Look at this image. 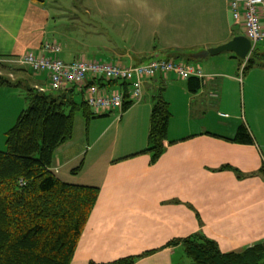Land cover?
Masks as SVG:
<instances>
[{"label":"crops","instance_id":"1","mask_svg":"<svg viewBox=\"0 0 264 264\" xmlns=\"http://www.w3.org/2000/svg\"><path fill=\"white\" fill-rule=\"evenodd\" d=\"M59 1L54 7L64 8ZM81 2L112 19L123 18L125 28L146 26L141 37L146 34L147 43L121 53L117 49V61H110L91 53V44L73 50L60 40L44 2L0 0V58L41 54L46 42L56 40L62 42L60 57L65 61L135 64L158 51L149 48L157 36L169 52L167 59L198 65L204 75L184 79L160 73L145 81L139 101L127 109L92 110L88 123L78 111L81 119L75 117L72 138L55 152L52 170L64 181L98 187L99 196L70 264H117L145 253L134 264H178L185 254L179 241L197 232L215 240L223 252L264 240V49L259 47L264 42L249 54L257 52V62L250 67L248 58L232 51L197 57L246 35L228 0ZM43 74L34 87L49 84L48 74ZM159 94L171 116L164 152L153 161L145 150ZM15 118L7 119L4 136ZM241 125L248 128L252 142L235 140Z\"/></svg>","mask_w":264,"mask_h":264},{"label":"trees","instance_id":"2","mask_svg":"<svg viewBox=\"0 0 264 264\" xmlns=\"http://www.w3.org/2000/svg\"><path fill=\"white\" fill-rule=\"evenodd\" d=\"M256 62L254 50L246 67ZM5 81L12 84L4 78L0 83ZM93 83L121 90L123 109L133 103L127 82L99 78L87 85ZM27 90L29 105L5 132L6 147L0 149V264H70L99 188L64 181L52 165L57 149L73 136L76 113L81 111L88 123L93 111L84 98L86 89L79 85L43 91L28 84ZM78 94L81 101L76 100ZM170 116L168 103L157 95L145 150L153 161L164 152ZM235 140L253 141L245 125L239 127ZM179 242L187 257L179 264H264V240L228 252L201 232ZM147 254L121 258L117 264H134Z\"/></svg>","mask_w":264,"mask_h":264},{"label":"rangeland","instance_id":"3","mask_svg":"<svg viewBox=\"0 0 264 264\" xmlns=\"http://www.w3.org/2000/svg\"><path fill=\"white\" fill-rule=\"evenodd\" d=\"M57 1L59 0H44L43 2L50 6L49 11L53 19L51 24L55 29L54 34L60 40H64L65 43H69V46L73 50H75L76 47H81L83 49L85 47L84 44L87 43L92 45L89 49L91 53L97 52L100 55H104L103 57H105V59L109 58L110 61H117L115 60V53L117 49H120L119 52L121 53L122 50L126 51L135 48H143V46H145V42L147 43L145 38L147 35L145 34L144 37H141V34H143V32H147V29H149L144 25H131L128 26V28H125V24L121 22L123 18H120L121 20L114 18V20L108 17L107 13L105 14L102 9H86L83 7L81 0H61L63 2V6L70 8L62 7L58 9L54 7L57 5ZM147 26L150 27L149 25ZM132 37L133 39L135 38V41L131 39ZM76 42L81 44H77ZM47 45H58L62 51V42L53 40V42H46L43 45L41 54L36 52L32 53L36 55L53 56L54 53L45 51ZM93 46L97 49H92ZM151 47L158 51L147 54L146 57L142 58V62L146 63L151 59H156L157 57L166 58L167 55H169L168 51L161 48V44L157 40V36L154 41L150 43L149 48ZM259 47L263 50L264 43H260ZM225 52L228 51H223V53ZM60 53L61 52L58 53L59 57ZM24 55L18 57L0 58V81L4 78L12 82V84L6 81L4 83H0V149L2 146L4 148L6 147L5 136L1 133V130L7 123V119H9V116L11 119L14 115L17 120L19 113L29 105L27 85H33L34 81L45 77L43 74L44 72L42 71L35 72L26 64L14 62V60H18ZM41 87L42 86L36 88L40 89ZM42 88L43 91H56L50 88L48 82L47 85ZM76 100L81 101V95H76ZM118 115L120 116V113H118L117 116ZM80 116H82L81 113H78L75 117L79 118ZM185 261H187V257L184 256L177 262L181 263Z\"/></svg>","mask_w":264,"mask_h":264},{"label":"built area","instance_id":"4","mask_svg":"<svg viewBox=\"0 0 264 264\" xmlns=\"http://www.w3.org/2000/svg\"><path fill=\"white\" fill-rule=\"evenodd\" d=\"M231 14L236 23H241L254 48L264 42V0H228ZM45 51L53 56L27 53L16 63L26 64L35 72L48 74L49 86L53 90L79 85L86 89L85 100L92 110L112 111L123 108L124 93L119 89L101 90L97 83L87 85L91 80L103 78L105 81L127 82L129 100L139 101L143 96L146 80L158 74H175L180 78L202 77L204 74L198 65L183 60L156 58L148 62L124 64L82 58L65 61L58 56V45H47ZM87 87V88H86ZM43 90V89H41Z\"/></svg>","mask_w":264,"mask_h":264},{"label":"water","instance_id":"5","mask_svg":"<svg viewBox=\"0 0 264 264\" xmlns=\"http://www.w3.org/2000/svg\"><path fill=\"white\" fill-rule=\"evenodd\" d=\"M223 51H232L240 59H247L252 51V42L244 34L233 37L230 41L214 48H209L197 54V57H205L209 54H218Z\"/></svg>","mask_w":264,"mask_h":264}]
</instances>
